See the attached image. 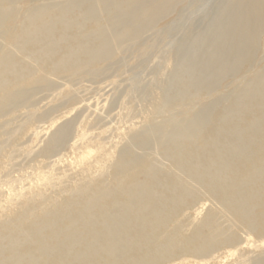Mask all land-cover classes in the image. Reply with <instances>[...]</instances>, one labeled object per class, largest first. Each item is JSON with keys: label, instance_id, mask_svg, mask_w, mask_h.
Segmentation results:
<instances>
[{"label": "bare ground", "instance_id": "bare-ground-1", "mask_svg": "<svg viewBox=\"0 0 264 264\" xmlns=\"http://www.w3.org/2000/svg\"><path fill=\"white\" fill-rule=\"evenodd\" d=\"M20 1L26 2L23 16ZM187 1L0 0V37H8L0 47V115L32 91H51L53 77H97L100 64L116 65L120 52L138 46ZM263 33L264 0H223L203 31L187 34L189 43L166 56L172 75L155 78L144 100L157 103L153 115L169 109L166 101L177 102L181 93L186 99L210 95L220 80L254 66ZM260 64L226 100L196 111L186 127L175 124L174 133L182 138L167 156L179 173H166L131 152L120 154L116 170L127 172V180L116 173L112 183L102 179L79 187L37 217L24 210L0 226V264H168L184 255L206 258L237 242L221 227V216L264 235V61ZM188 87L192 92H185ZM70 132V124L58 129L44 153L50 155ZM152 142L153 132L146 130L128 146L144 150ZM196 188L222 211L210 212L182 238L180 227L170 224L187 198L197 199Z\"/></svg>", "mask_w": 264, "mask_h": 264}, {"label": "rangeland", "instance_id": "rangeland-1", "mask_svg": "<svg viewBox=\"0 0 264 264\" xmlns=\"http://www.w3.org/2000/svg\"><path fill=\"white\" fill-rule=\"evenodd\" d=\"M222 1L188 0L170 17L160 20L138 46L120 52L116 65L100 64L102 70L97 77L75 81L63 74L53 77L51 91H32L24 101L0 115V226L24 210L37 217L71 198L79 187L95 186L102 179L112 183L116 173L127 180L128 173L117 171L115 166L124 152L166 173H179L167 156L173 143L182 138L174 133L175 124L186 127L194 122L196 111L226 100L234 88L243 84L246 74H256L263 65L264 33L257 63L217 82L210 95L201 93L186 99L181 93L177 102L165 100L171 107L157 115H153L157 103L144 101L153 91L155 78L172 75L166 68V56L176 55L181 45L189 43L187 34L203 31ZM16 5L23 16L26 2ZM20 24L21 20L16 23ZM6 41L8 37H0V47ZM41 76L38 73L36 78ZM188 91L192 89L188 87L185 92ZM66 124L71 125L69 136L46 155L47 144ZM146 130L153 132L148 149L128 146L133 136ZM195 190L197 199L187 198V206L170 224V229L180 227L182 238L189 237L210 212L222 211L203 189ZM219 223L228 234L237 236L234 245L216 249L206 258L184 255L168 264H264V235L248 232L227 216H221Z\"/></svg>", "mask_w": 264, "mask_h": 264}]
</instances>
